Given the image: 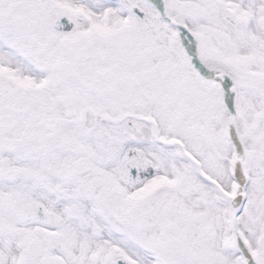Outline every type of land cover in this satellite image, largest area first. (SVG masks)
Returning <instances> with one entry per match:
<instances>
[{
  "label": "snow or ice",
  "instance_id": "6c2138e0",
  "mask_svg": "<svg viewBox=\"0 0 264 264\" xmlns=\"http://www.w3.org/2000/svg\"><path fill=\"white\" fill-rule=\"evenodd\" d=\"M0 264H264V0H0Z\"/></svg>",
  "mask_w": 264,
  "mask_h": 264
}]
</instances>
